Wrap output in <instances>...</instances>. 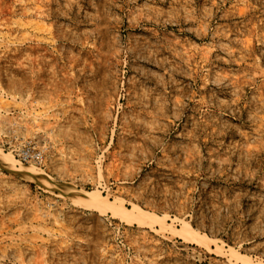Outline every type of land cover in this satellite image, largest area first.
<instances>
[{
    "label": "rangeland",
    "instance_id": "rangeland-1",
    "mask_svg": "<svg viewBox=\"0 0 264 264\" xmlns=\"http://www.w3.org/2000/svg\"><path fill=\"white\" fill-rule=\"evenodd\" d=\"M0 150V264H264V0H0Z\"/></svg>",
    "mask_w": 264,
    "mask_h": 264
},
{
    "label": "bare ground",
    "instance_id": "bare-ground-1",
    "mask_svg": "<svg viewBox=\"0 0 264 264\" xmlns=\"http://www.w3.org/2000/svg\"><path fill=\"white\" fill-rule=\"evenodd\" d=\"M36 119V118H35ZM34 119V120H35ZM0 161L4 164V165H7L9 166L11 169H15V170H18L21 171L23 170V168L20 167V169H18V167L16 166L15 164V160L13 159L12 156H10L9 154H5L3 153L1 150H0ZM1 166V165H0ZM25 166V165H24ZM36 170V169H35ZM35 170H32V169H26L25 172L32 175V176H44V173H40L38 171H35ZM24 172V171H23ZM44 172V171H43ZM25 174V173H24ZM27 174V175H28ZM46 174V173H45ZM23 175V174H22ZM25 177V176H23ZM27 177V176H26ZM30 178V177H29ZM43 178V177H42ZM24 179V178H23ZM40 179V178H39ZM29 180V179H28ZM45 180V178H44ZM26 181V180H25ZM40 182V181H38ZM49 183V182H48ZM57 183V182H56ZM47 184V183H46ZM50 184V183H49ZM55 184V183H54ZM44 185V184H43ZM45 186V185H44ZM60 186V185H59ZM58 186V187H59ZM51 187V186H49ZM61 187V186H60ZM59 187V188H60ZM56 188V187H54ZM66 188H69V187H66ZM57 189V188H56ZM62 189V188H61ZM71 188H69L70 190ZM72 190V189H71ZM70 190V191H71ZM66 192L68 190H65ZM80 192V196L77 197L78 198V203L84 207H88L90 208L91 210H95V211H98V212H101V213H106V212H110V213H113L115 216H122L123 219H127V220H130V222H134L136 224H139V225H145L147 224L148 222L152 221V220H155L159 217H156V216H152L151 213H148L146 211H144L143 209H140L139 207H134L132 210L131 209H127L124 204L122 203V201H112V200H109L106 196L104 195H101L100 192H81V191H78ZM64 193V191H63ZM66 194V193H65ZM68 194V192H67ZM77 195V194H76ZM73 199V198H71ZM183 231L186 232L187 234H190V235H194V231L193 229L191 228L190 225L188 224H184L183 226ZM243 259L245 258L244 256L242 257Z\"/></svg>",
    "mask_w": 264,
    "mask_h": 264
},
{
    "label": "built area",
    "instance_id": "built-area-1",
    "mask_svg": "<svg viewBox=\"0 0 264 264\" xmlns=\"http://www.w3.org/2000/svg\"><path fill=\"white\" fill-rule=\"evenodd\" d=\"M11 152L22 163L45 167L48 161L47 150L33 140H27L20 145H9Z\"/></svg>",
    "mask_w": 264,
    "mask_h": 264
}]
</instances>
